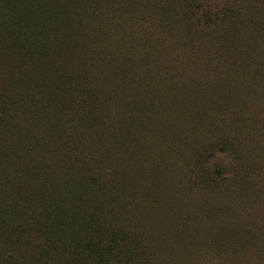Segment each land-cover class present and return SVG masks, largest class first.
<instances>
[{
  "label": "trees",
  "instance_id": "trees-1",
  "mask_svg": "<svg viewBox=\"0 0 264 264\" xmlns=\"http://www.w3.org/2000/svg\"><path fill=\"white\" fill-rule=\"evenodd\" d=\"M260 156L264 0H0V264H264Z\"/></svg>",
  "mask_w": 264,
  "mask_h": 264
},
{
  "label": "bare ground",
  "instance_id": "bare-ground-1",
  "mask_svg": "<svg viewBox=\"0 0 264 264\" xmlns=\"http://www.w3.org/2000/svg\"><path fill=\"white\" fill-rule=\"evenodd\" d=\"M94 1V0H93ZM66 7V6H65ZM103 7V6H102ZM109 7V6H108ZM120 7V6H119ZM82 10V9H81ZM90 10V9H89ZM109 10V9H108ZM64 12V11H63ZM63 14V13H62ZM69 14V13H68ZM85 14V13H84ZM98 14V13H97ZM107 14V13H106ZM119 14V13H118ZM115 15V14H114ZM60 18V17H59ZM75 28V27H74ZM87 33V32H86ZM70 34V33H69ZM89 34V33H88ZM71 37V36H70ZM87 38V37H86ZM90 38V37H89ZM129 38V37H128ZM74 41V40H73ZM87 41V40H86ZM135 41V40H134ZM261 41V40H260ZM69 42V41H68ZM258 43V42H257ZM256 43V44H257ZM98 44V43H97ZM125 44V43H124ZM76 45V44H75ZM131 45V44H130ZM253 47V46H252ZM258 47V46H257ZM94 49V48H93ZM259 50V49H258ZM93 51V50H92ZM89 52V51H88ZM263 52V51H262ZM96 53V52H95ZM253 54V53H252ZM87 55V54H86ZM96 56V55H95ZM94 58V57H93ZM258 59V58H257ZM100 60V59H99ZM127 60V59H126ZM254 62V61H253ZM245 63V62H244ZM255 64H256V62H254ZM103 65V64H102ZM249 65V64H248ZM102 67V66H101ZM242 68V67H241ZM244 68V67H243ZM238 70V69H237ZM252 70V69H251ZM114 71V70H113ZM169 71V70H168ZM239 71V70H238ZM243 71V70H242ZM247 72V71H246ZM260 72V71H259ZM158 73V72H157ZM168 73V72H167ZM173 73V72H172ZM170 74V73H169ZM229 75H231V74H229ZM149 76V75H148ZM162 76V75H161ZM168 76V75H167ZM107 77V76H106ZM120 77V76H119ZM145 77V76H144ZM164 77V76H163ZM219 77V76H218ZM228 77V76H227ZM252 77V76H251ZM182 78V77H181ZM203 78V77H202ZM204 79V78H203ZM228 79V78H227ZM255 79V78H254ZM179 80V79H178ZM186 80V79H185ZM189 80V79H188ZM196 80V79H195ZM225 80V79H224ZM229 80V79H228ZM228 80H226V81H228ZM252 80V79H251ZM261 80V79H260ZM211 81V80H210ZM219 81V80H218ZM191 82V81H190ZM236 82V81H235ZM245 82V81H244ZM258 82V81H257ZM118 83V82H117ZM197 83V82H196ZM204 83V82H203ZM227 83V82H226ZM234 84V83H233ZM214 85V84H213ZM225 86H226V84H224ZM127 86V85H126ZM211 86V85H210ZM219 86V85H218ZM217 86V87H218ZM248 86V85H247ZM126 88V87H125ZM258 88H259V85H258ZM123 89V88H122ZM215 90V89H214ZM157 91H158V89H157ZM188 91V90H187ZM244 91V90H243ZM221 92V91H220ZM223 92V91H222ZM225 92V91H224ZM249 92V91H248ZM247 92V93H248ZM251 92V91H250ZM163 93V92H162ZM161 93V94H162ZM235 93V92H234ZM245 93V92H244ZM255 93V92H254ZM177 94V93H176ZM217 94V93H216ZM232 94V93H231ZM237 94V93H236ZM240 94V93H239ZM238 94V95H239ZM121 95V94H120ZM229 95H230V93H229ZM248 95V94H247ZM191 96V95H190ZM224 96V95H223ZM234 96V95H233ZM136 97V96H135ZM206 97V96H205ZM222 97V96H221ZM227 97V96H226ZM236 97V96H235ZM247 97V96H246ZM165 98V97H164ZM188 99V98H187ZM222 99V98H221ZM182 100V99H181ZM220 100V99H219ZM224 100V99H223ZM166 101V100H165ZM206 101V100H205ZM214 101V100H213ZM216 101V100H215ZM240 101V100H239ZM257 101V100H256ZM168 102V101H167ZM147 103V102H146ZM177 103V102H176ZM212 103V102H211ZM180 104V103H179ZM162 105V104H161ZM184 105V104H183ZM186 105V104H185ZM243 105V104H242ZM145 106V105H144ZM241 106V105H240ZM163 107V106H162ZM187 108V107H186ZM185 108V109H186ZM243 108V107H242ZM147 112V111H146ZM181 112V111H180ZM189 112V111H188ZM240 112V111H239ZM245 112V111H244ZM238 113V112H237ZM143 114V113H142ZM187 115H188V113H187ZM242 115V114H241ZM240 115V116H241ZM149 116V115H148ZM150 117V116H149ZM164 117V116H163ZM177 117V116H176ZM186 117V116H185ZM191 117V116H190ZM246 117V116H245ZM250 117V116H249ZM259 118V117H258ZM172 119V118H171ZM203 119V118H202ZM187 120V119H186ZM248 120V119H247ZM255 120V119H254ZM150 121V120H149ZM202 121V120H201ZM200 121V122H201ZM161 122V121H160ZM193 122V121H192ZM151 123V122H150ZM164 123V122H163ZM176 123V122H175ZM247 123V122H246ZM160 124V123H159ZM195 124H197V123H195ZM250 124V123H249ZM165 125V124H164ZM201 125H202V123H201ZM153 126H155V125H153ZM175 126V125H174ZM152 127V126H151ZM160 127V126H159ZM182 127V126H181ZM257 127V126H256ZM169 128V127H168ZM172 128V127H171ZM147 129V128H146ZM249 129V128H248ZM159 130V129H158ZM183 130V129H182ZM121 131V130H120ZM136 131V130H135ZM177 131V130H176ZM196 131V130H195ZM256 131V130H255ZM152 132V131H151ZM191 132V131H190ZM250 132V131H249ZM147 133V132H146ZM123 134V133H122ZM152 134V133H151ZM179 134V133H178ZM182 134H183V131H182ZM133 135V134H132ZM136 135V134H135ZM161 135V134H160ZM165 135V134H164ZM156 136H157V134H156ZM183 136V135H182ZM162 137V136H161ZM170 137V136H169ZM186 137V136H185ZM141 138V137H140ZM166 138V137H165ZM181 139V138H180ZM179 139V140H180ZM185 139V138H184ZM130 141V140H129ZM133 141V140H132ZM155 141V140H154ZM157 141V140H156ZM186 141V140H185ZM169 142V141H168ZM131 143V142H130ZM145 143H146V141H145ZM175 143H177V142H175ZM182 143V142H181ZM132 144V143H131ZM152 144H154V143H152ZM158 144V143H157ZM185 144V143H184ZM191 144V143H190ZM112 145V144H111ZM176 145V144H175ZM157 146V145H156ZM166 146H167V144H166ZM123 147V146H122ZM133 147V146H132ZM176 147V146H175ZM126 148V147H125ZM141 148V147H140ZM160 148V147H159ZM163 148V147H162ZM161 148V149H162ZM170 148V147H169ZM137 149V148H136ZM180 149V148H179ZM20 150V149H19ZM125 150V149H124ZM132 150V149H131ZM164 150V149H163ZM127 151V150H126ZM143 151V150H142ZM157 151V150H156ZM128 152V151H127ZM139 152V151H138ZM145 152V151H144ZM136 153V152H135ZM141 153V152H140ZM146 153V152H145ZM144 153V154H145ZM17 155H19L18 153H16ZM127 154V153H126ZM173 155V154H172ZM139 156V155H138ZM145 156V155H144ZM22 157V156H21ZM40 157V156H39ZM129 157V156H128ZM135 157V156H134ZM162 157V156H161ZM25 158V157H24ZM142 158V157H141ZM147 158V157H146ZM153 158H154V156H153ZM165 158V157H164ZM163 158V159H164ZM168 158V157H167ZM129 160H131L130 158H128ZM151 159V158H150ZM163 159H162V161H163ZM11 160V159H10ZM14 160V159H13ZM135 161H136V159H135ZM168 161V160H167ZM148 161H146V163H147ZM151 162H152V160H151ZM154 162H156V160L154 161ZM7 163V162H6ZM42 163V162H41ZM143 163V162H142ZM161 163V162H160ZM134 164H136V163H134ZM139 164H140V162H139ZM156 164V163H155ZM2 165V164H1ZM161 165H162V163H161ZM44 166V165H43ZM126 166V165H125ZM131 166V165H130ZM149 166V165H148ZM41 167V166H40ZM138 167H140L139 165H138ZM162 167V166H161ZM161 167H160V170L159 171H161ZM167 167V166H166ZM166 167H164V168H166ZM1 168V167H0ZM131 168V167H130ZM164 168H163V171H164ZM44 169V168H43ZM133 169V168H132ZM137 169V168H136ZM153 169V168H152ZM52 170H53V168H52ZM158 170V169H157ZM6 171H8V169L6 170ZM138 171H139V169H138ZM162 171V172H163ZM168 171V170H167ZM140 172V171H139ZM138 172V173H139ZM51 173V172H50ZM57 173V172H56ZM129 173V172H128ZM174 173V172H173ZM125 174V173H124ZM134 174V173H133ZM157 174V173H156ZM156 174H154V176L156 175ZM163 174V173H162ZM45 175V174H44ZM167 175V174H166ZM170 175V174H169ZM61 176V175H60ZM63 176V175H62ZM123 176V175H122ZM67 177V176H66ZM121 177V176H120ZM124 177V176H123ZM134 177V176H133ZM146 177H147V175H146ZM156 177V176H155ZM172 177V176H171ZM170 177V178H171ZM48 178V177H47ZM130 178V177H129ZM137 178V177H136ZM142 178V177H141ZM51 179V178H50ZM56 179H57V177H56ZM124 179V178H123ZM167 179H169V178H167ZM174 179V178H173ZM173 179H172V181H173ZM64 180V179H63ZM119 180V179H118ZM147 182H148V180H146ZM166 181V180H165ZM51 182V181H50ZM131 182H132V179H131ZM140 182H141V179H140ZM65 183V182H64ZM146 183V182H145ZM148 183H150V182H148ZM163 183V182H162ZM134 184V183H133ZM169 184V183H168ZM168 184H166V185H168ZM119 185V184H118ZM143 185L145 186V184L143 183ZM160 185H161V183H160ZM160 185H159V187H160ZM128 186V185H127ZM139 186H140V184H139ZM158 186V185H157ZM173 186V185H172ZM121 187V186H120ZM123 187V186H122ZM142 187V186H141ZM155 187V186H154ZM139 188V187H138ZM166 188V187H165ZM130 189V188H129ZM132 189V188H131ZM145 189V188H144ZM170 189V188H169ZM138 190V189H137ZM141 190V189H140ZM139 190V191H140ZM166 190V189H165ZM176 190V189H175ZM182 190V189H181ZM184 190V189H183ZM131 191V190H130ZM145 191V190H144ZM177 191V190H176ZM155 192V191H154ZM182 192V191H181ZM264 192V191H263ZM146 193V192H145ZM161 193V192H160ZM172 193V192H171ZM174 193V192H173ZM189 193V192H188ZM192 193V192H191ZM255 193V192H254ZM143 194V193H142ZM165 194V193H164ZM130 195V194H129ZM135 195V194H134ZM153 195V194H152ZM169 195V194H168ZM168 195H167V197H168ZM187 195V194H186ZM178 196V195H177ZM190 196V195H189ZM125 197V196H124ZM142 197H144V196H142ZM141 197V198H142ZM151 197V196H150ZM149 197V198H150ZM158 197H159V195H158ZM131 198V197H130ZM140 198V199H141ZM147 198V197H146ZM153 198V197H152ZM161 198V197H160ZM174 198V197H173ZM135 199V198H134ZM139 199V200H140ZM163 199V198H162ZM175 199V198H174ZM179 199H181V198H179ZM138 200V199H137ZM158 200H159V198H158ZM167 200H169V198L167 199ZM159 202V201H158ZM169 202V201H168ZM179 202V201H178ZM186 202V201H185ZM189 202H191V201H189ZM123 203V202H122ZM134 203V202H133ZM151 203V202H150ZM171 203V202H170ZM173 203H174V201H173ZM181 203V202H180ZM135 204V203H134ZM138 204V203H137ZM148 204V203H147ZM177 204V203H176ZM196 204V203H195ZM175 205V204H174ZM180 205V204H179ZM188 205V204H187ZM197 205V204H196ZM129 206V205H128ZM250 206V205H249ZM146 207V206H145ZM180 207V206H179ZM203 207V206H202ZM130 208V207H129ZM128 208V209H129ZM138 209V208H137ZM136 209V210H137ZM152 209V208H151ZM255 209V208H254ZM145 210V209H144ZM150 210V209H149ZM171 210V209H170ZM182 210H184V209H182ZM142 211V210H141ZM146 211H148V210H146ZM239 211H240V209H239ZM256 211V210H255ZM132 212H134L133 210H132ZM140 212V211H139ZM143 213H145V212H143ZM160 213V212H159ZM177 213V212H176ZM252 213V212H251ZM260 213V212H259ZM147 214H148V212H147ZM162 214V213H161ZM164 214V213H163ZM180 214V213H179ZM189 214V213H188ZM187 214V215H188ZM240 214V213H239ZM160 215V214H159ZM181 215H183V214H181ZM191 215V214H190ZM231 215V214H230ZM237 215V214H236ZM154 216V215H153ZM161 216V215H160ZM170 216H171V214H170ZM180 216V215H179ZM204 216V215H203ZM256 216V215H255ZM142 217V216H141ZM151 217V216H150ZM158 217V216H157ZM176 217V216H175ZM205 217V216H204ZM203 217V218H204ZM241 217V216H240ZM145 218V217H144ZM163 218H165L164 217V215H163ZM198 218V217H197ZM196 218V219H197ZM142 219V218H141ZM168 219V218H167ZM171 219V218H170ZM187 219H189V218H187ZM194 219H195V217H194ZM199 219V218H198ZM153 220V219H152ZM173 220V219H172ZM186 220V219H185ZM184 221V220H183ZM196 221V220H195ZM198 221H201L200 219L198 220ZM204 221V220H203ZM165 222V221H164ZM166 222H167V220H166ZM176 222V221H175ZM191 222V221H190ZM157 223V222H156ZM196 223H198V222H196ZM205 223V222H204ZM159 225V224H158ZM172 225H174V224H172ZM180 225V224H179ZM193 225V224H192ZM154 226V225H153ZM184 226V225H183ZM171 227V226H170ZM151 228V227H150ZM155 228V227H154ZM167 228V227H166ZM195 228V227H194ZM152 229V228H151ZM159 229V228H158ZM160 229H161V226H160ZM163 229H164V227H163ZM162 230V229H161ZM161 230H159V231H161ZM170 230V229H169ZM179 230V229H178ZM194 230V229H193ZM205 230V229H204ZM166 231V230H165ZM176 231V230H175ZM192 231V230H191ZM211 231V230H210ZM209 231V232H210ZM150 232V231H149ZM158 232V231H157ZM166 233V232H165ZM174 233V232H173ZM159 234V233H158ZM171 234V233H170ZM177 234V233H176ZM183 234V233H182ZM185 234V233H184ZM199 234V233H198ZM161 235H162V233H161ZM164 235V234H163ZM203 235V234H202ZM205 235V234H204ZM165 236V235H164ZM166 236H167V234H166ZM165 236V237H166ZM173 236V235H172ZM176 237V236H175ZM204 237V236H203ZM157 238H159V236L157 237ZM187 238V237H186ZM159 240V239H158ZM160 240H161V238H160ZM172 240V239H171ZM196 240V239H195ZM200 241V240H199ZM205 241V240H204ZM157 242V241H156ZM186 242V241H185ZM193 242V241H192ZM198 243V242H197ZM187 244V243H186ZM185 244V245H186ZM196 244V243H195ZM172 245H174V244H172ZM182 245V244H181ZM192 245H194V244H192ZM190 247V246H189ZM199 247H200V245H199ZM198 247V248H199ZM170 248V247H169ZM177 248V247H176ZM175 248V249H176ZM187 248H188V246H187ZM193 248H195V247H193ZM163 249V248H162ZM166 249H167V247H166ZM174 249V248H173ZM190 249V248H189ZM209 249V248H208ZM192 250V249H191ZM212 250V249H211ZM221 250V249H220ZM173 251V250H172ZM195 251V250H194ZM222 251V250H221ZM238 251V250H237ZM170 252V251H169ZM174 252V251H173ZM180 252V251H179ZM188 252V251H187ZM190 253V252H189ZM188 253V254H189ZM178 254V253H177ZM181 254V253H180ZM194 254V253H193ZM206 254V253H205ZM196 255V254H195ZM194 255V256H195ZM178 256V255H177ZM182 256V255H181ZM231 256V255H230ZM192 257V256H191ZM204 257V256H203ZM223 257V256H222Z\"/></svg>",
  "mask_w": 264,
  "mask_h": 264
},
{
  "label": "rangeland",
  "instance_id": "rangeland-1",
  "mask_svg": "<svg viewBox=\"0 0 264 264\" xmlns=\"http://www.w3.org/2000/svg\"><path fill=\"white\" fill-rule=\"evenodd\" d=\"M233 126H234V125H227V128H228V129H232V128H234ZM202 136H203V134H200L198 138L200 139V137H202ZM254 158H255V157H254ZM263 161H264V160H262L261 156H260L259 158L254 159L255 164H260V165H261V168H262V169H259V173H260V174H264V162H263ZM257 169H258V167H257ZM194 255H195V254H191V255H186V254H184L183 257H191V256H192V257H199V255H197V254H196L195 256H194ZM189 263H190V262H189Z\"/></svg>",
  "mask_w": 264,
  "mask_h": 264
}]
</instances>
